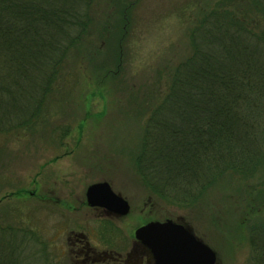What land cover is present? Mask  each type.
<instances>
[{
    "label": "rangeland",
    "instance_id": "obj_1",
    "mask_svg": "<svg viewBox=\"0 0 264 264\" xmlns=\"http://www.w3.org/2000/svg\"><path fill=\"white\" fill-rule=\"evenodd\" d=\"M220 1L93 0L92 25L34 125L0 132V264H71L66 234L96 231L82 204L99 183L130 205L117 223L128 242L138 227L171 220L187 225L218 264H253L249 230L264 222V205L253 215L249 204L264 190L262 176L249 193L238 179L219 180L180 208L138 172L146 126L189 54L190 30Z\"/></svg>",
    "mask_w": 264,
    "mask_h": 264
},
{
    "label": "trees",
    "instance_id": "obj_2",
    "mask_svg": "<svg viewBox=\"0 0 264 264\" xmlns=\"http://www.w3.org/2000/svg\"><path fill=\"white\" fill-rule=\"evenodd\" d=\"M131 9L121 11L123 26ZM92 10L93 0H0V132L34 125L67 77ZM189 40L138 159L144 183L180 208L199 203L219 180L238 179L249 193L264 179V0H221ZM262 193L249 204L253 215ZM249 231L252 262L264 264V222Z\"/></svg>",
    "mask_w": 264,
    "mask_h": 264
},
{
    "label": "water",
    "instance_id": "obj_3",
    "mask_svg": "<svg viewBox=\"0 0 264 264\" xmlns=\"http://www.w3.org/2000/svg\"><path fill=\"white\" fill-rule=\"evenodd\" d=\"M87 204L91 208L106 209L126 217L130 205L114 193L108 183L91 185L86 191ZM136 239L149 248L155 264H216V253L197 240L183 225L167 220L150 222L136 231Z\"/></svg>",
    "mask_w": 264,
    "mask_h": 264
},
{
    "label": "flooded vegetation",
    "instance_id": "obj_4",
    "mask_svg": "<svg viewBox=\"0 0 264 264\" xmlns=\"http://www.w3.org/2000/svg\"><path fill=\"white\" fill-rule=\"evenodd\" d=\"M82 205L95 215L97 227L95 232L82 230L67 232L66 241L70 243L68 248L71 264H155L151 250L136 240L135 233L131 235L130 242L123 237L120 224L117 223L128 215L121 217L106 209L91 208L87 204L86 194ZM179 224L190 231L197 240L202 241L187 225Z\"/></svg>",
    "mask_w": 264,
    "mask_h": 264
},
{
    "label": "bare ground",
    "instance_id": "obj_5",
    "mask_svg": "<svg viewBox=\"0 0 264 264\" xmlns=\"http://www.w3.org/2000/svg\"><path fill=\"white\" fill-rule=\"evenodd\" d=\"M146 225H147V224H146ZM139 229H140V228H139ZM137 230H138V229L135 230V232H134L135 234H136V231H137ZM135 238H136V235H135ZM136 240H137V239H136Z\"/></svg>",
    "mask_w": 264,
    "mask_h": 264
}]
</instances>
